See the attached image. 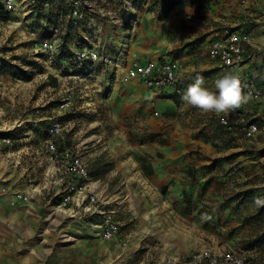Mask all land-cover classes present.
<instances>
[{
  "label": "rangeland",
  "instance_id": "rangeland-1",
  "mask_svg": "<svg viewBox=\"0 0 264 264\" xmlns=\"http://www.w3.org/2000/svg\"><path fill=\"white\" fill-rule=\"evenodd\" d=\"M85 2L78 24L84 46L95 47L111 66L86 70L87 79L76 82L68 78L78 73L74 68L61 70L33 52L37 37L25 25L0 24V115L19 120L21 147L24 134L42 129L61 99L72 101L68 144L78 146L88 173L95 170L91 178L102 186V199L114 200L122 243L103 240L96 223L49 220L46 200L55 204L57 190L25 201L27 178L1 147L0 264H157L172 252L214 247L264 264V204L255 203L264 198V146H253L243 132L249 122L264 127V120L247 114L235 123L228 114L203 113L182 96L149 89L140 80L110 79L113 71L121 74L130 63L146 60L181 64L186 88L197 76L218 79V68H208L214 64L208 36L226 23L252 31L258 22L223 0ZM240 13L243 21L228 22ZM76 27L65 37L69 52L79 38ZM70 55L62 57L68 68L75 66ZM172 97L178 104L169 106ZM261 135L264 129L256 140ZM33 142L40 145L36 137ZM234 144L241 149L228 151ZM176 150L184 152L173 158ZM46 166L30 169L34 187L48 182Z\"/></svg>",
  "mask_w": 264,
  "mask_h": 264
},
{
  "label": "built area",
  "instance_id": "built-area-1",
  "mask_svg": "<svg viewBox=\"0 0 264 264\" xmlns=\"http://www.w3.org/2000/svg\"><path fill=\"white\" fill-rule=\"evenodd\" d=\"M86 0H0V10L9 14L10 19L0 24H23L27 27L31 37H37L33 52L44 55L48 64L61 66V70L69 72L74 68L78 71L73 76H68L76 82L87 79L84 76L86 70H93L95 66L102 65L110 67L111 61L108 57L99 55L97 49L85 48V36L82 25L85 16ZM243 2V0H241ZM17 19V22H16ZM77 25L76 32L79 37L72 43V51L66 47L65 37L68 36L69 28ZM250 41L247 31L236 30L225 27L219 36L211 39L208 46L209 58L223 70H237L245 63L244 45ZM71 54L70 61L75 66L68 68V63L63 62V56ZM0 52V56H1ZM0 57V63L2 62ZM63 67V68H62ZM182 65L175 61H153L132 62L118 74L113 71L111 81L123 82L120 79L140 80L147 88L152 90H162L171 95L181 97L186 90V85L181 78ZM242 84L246 87L244 91L251 94L252 101H259L264 91L259 83L246 75H238ZM110 81V80H109ZM72 101L61 99L57 106L56 114L45 119L44 127L41 130H30L28 144H32L35 137L43 135L39 139L51 171L57 176L55 183L59 187L58 201H49V216H59L62 220H82L89 223H96L103 240L115 241L120 237V224L115 220L113 205L102 199L98 195L95 184L87 170L84 157L80 153L78 146L69 145V137L65 134L66 118L70 116ZM157 114V113H156ZM1 116V115H0ZM4 118V120H3ZM19 121V120H18ZM16 119H5L0 117V147H5L11 151L13 147H18L16 139V125L20 122ZM31 122V120H30ZM221 124L231 129L227 119H221ZM36 127L37 122L33 123ZM20 125H18V128ZM263 126L257 122H249L243 127L244 137L252 139L262 132ZM32 142V143H31ZM30 187L25 192L23 199L30 202L39 195V191H34L36 187ZM159 264H256L252 257H247L243 253L234 250L214 251L212 249H202L180 256L166 257Z\"/></svg>",
  "mask_w": 264,
  "mask_h": 264
},
{
  "label": "crops",
  "instance_id": "crops-1",
  "mask_svg": "<svg viewBox=\"0 0 264 264\" xmlns=\"http://www.w3.org/2000/svg\"><path fill=\"white\" fill-rule=\"evenodd\" d=\"M224 3H226L227 5L232 6V8L237 9L238 11L240 10L241 12L243 10L244 13L243 14H248V16H250L251 20L257 21L258 22V26L255 28V30L252 31H247L249 33L250 36V41L244 45V50H245V63L237 70H223L220 69L219 67H217V64L210 60L209 63H214L213 65L209 64L208 68H218V73L215 76H220L222 77L224 74L226 73H233L235 75H243V76H250L251 78L255 79L259 85H261L263 91H264V0H243V2L241 0H223ZM246 9H248V11H246ZM227 14V13H226ZM227 17H224L226 20H228V15H226ZM243 16L240 13L237 17L236 20L233 21V19L231 22L233 24H237L238 22L243 21ZM227 26H229V28L232 29H236V30H242V31H246L245 28L243 27H239V28H235V26L233 27V25H229V24H225ZM221 33L218 31H214L213 33H211L208 36V41H210L211 39H213L216 36H219ZM188 71V69H187ZM190 72V71H189ZM219 77V78H220ZM181 78L182 80L185 78L184 74L181 73ZM215 78L211 79L209 81H205L204 82V87L209 88L210 90L216 91L215 86H214V82H215ZM188 87V86H187ZM167 101H169L170 103L169 106L174 105V102L170 99H167ZM211 114V113H210ZM229 116H232V118L234 119L235 123H239L240 121L243 120V118L245 116H247V114H251V116L253 117H257L259 120H264V95L263 97L259 100V101H252L249 100V102L245 105H243L242 107H240L239 109H236L234 111H230L229 113H227ZM224 115V114H221ZM260 134V133H259ZM236 135V134H234ZM25 138H23L22 140H25V143H23V145L21 144V147H17L16 149H12L9 152H6L5 147L3 148V151L6 155L7 158H10V161L12 163H14L16 165V167H19L20 170L22 171L21 174H25V177L27 178V186H25V192L28 191L30 184L33 186L34 184H32L34 182L36 178V176L33 174V171H30V169L34 168V169H38V168H42L44 166H46L47 168H49V172L47 173L48 178V182L45 183L43 186H39L40 184H38V187L41 189H45L43 191H41V193L39 195H37L36 197H40V196H44V194H48L50 192L51 189L53 190H57L59 191V187L57 186V184L55 183V179H57V176L54 175L52 173V167L49 166V162L47 161L45 155L43 154V149L41 147V145L37 146L39 148V151L37 149V147L35 146V144H28L27 141L30 139L31 134L28 132L26 134H24ZM257 136V135H256ZM256 136L252 139H250V143L254 142L253 146H257L258 148H261V146H264V138L262 139V137L264 135H261V139L259 138V140H256ZM245 138V137H244ZM21 142V141H20ZM0 147V148H1ZM242 146L234 144L233 146L228 148V151L230 150H240ZM176 155L173 157L175 158L176 156H181L182 152L184 151H179L176 150L175 151ZM30 171V172H29ZM158 178L156 177V180ZM97 191H98V195L100 197H102V186L100 185V183L97 181V183L95 184ZM35 198V197H34ZM51 200V198L47 199V203L48 205L45 206V210H48V218L49 220H52L54 223H56L57 221H69V222H84L82 220H62L61 217L59 216H49V201ZM112 205L114 202V200H108ZM88 225H93L89 222H86ZM95 223V222H94ZM95 225V224H94ZM109 242H113V243H122L121 242V237H119L118 240L115 241H109ZM1 247V246H0ZM214 251H223L225 250L222 247H214L213 249ZM186 253H181V252H172L171 254H168L166 257H174V256H180ZM165 256L163 258H161L160 261L157 262V264H159L160 262H162V260L164 258H166Z\"/></svg>",
  "mask_w": 264,
  "mask_h": 264
},
{
  "label": "clouds",
  "instance_id": "clouds-1",
  "mask_svg": "<svg viewBox=\"0 0 264 264\" xmlns=\"http://www.w3.org/2000/svg\"><path fill=\"white\" fill-rule=\"evenodd\" d=\"M204 79L197 76L188 85L182 95V100L189 106L203 113H213L217 116L239 109L251 99V94L244 91L240 76L231 72L224 74L214 82L216 91L203 86ZM257 205L264 204V198H255Z\"/></svg>",
  "mask_w": 264,
  "mask_h": 264
},
{
  "label": "trees",
  "instance_id": "trees-1",
  "mask_svg": "<svg viewBox=\"0 0 264 264\" xmlns=\"http://www.w3.org/2000/svg\"><path fill=\"white\" fill-rule=\"evenodd\" d=\"M10 19V16H9V14L8 13H6V12H4V11H2V10H0V21L1 22H6V21H8ZM50 81H51V83L55 86V83H56V81H55V79H53L52 77H50ZM172 99V101L174 102V104H178V100H177V98H175V97H172L171 98ZM43 128V127H42ZM36 131H38V130H41V129H39V128H36L35 129ZM41 137H43V135L41 134V135H38V138H40L41 139ZM89 175H90V177L92 176V177H94L95 176V170H89ZM95 178V177H94Z\"/></svg>",
  "mask_w": 264,
  "mask_h": 264
},
{
  "label": "bare ground",
  "instance_id": "bare-ground-1",
  "mask_svg": "<svg viewBox=\"0 0 264 264\" xmlns=\"http://www.w3.org/2000/svg\"><path fill=\"white\" fill-rule=\"evenodd\" d=\"M128 80H129V79L125 80V79L123 78V82H127ZM31 188H33V186H31ZM39 190H40L39 187H36L34 191H39ZM29 204H30V203H29Z\"/></svg>",
  "mask_w": 264,
  "mask_h": 264
}]
</instances>
